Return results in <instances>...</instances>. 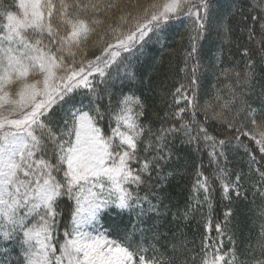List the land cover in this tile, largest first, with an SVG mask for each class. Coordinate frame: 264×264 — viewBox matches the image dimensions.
<instances>
[{"label": "snow or ice", "instance_id": "6c2138e0", "mask_svg": "<svg viewBox=\"0 0 264 264\" xmlns=\"http://www.w3.org/2000/svg\"><path fill=\"white\" fill-rule=\"evenodd\" d=\"M248 11L249 46L225 64L235 41L220 0H0V264H264V222L241 246L228 235L233 209L214 218L217 202L247 199L249 187L264 200V101L249 100L254 55L264 66V0ZM180 25L174 86L152 120L134 62ZM209 74L214 94L202 103ZM177 139L208 158L179 214L203 218L191 248L175 235L149 241L143 227ZM241 150L247 171L229 167ZM113 210L135 213L131 233L104 228Z\"/></svg>", "mask_w": 264, "mask_h": 264}, {"label": "trees", "instance_id": "16d2710c", "mask_svg": "<svg viewBox=\"0 0 264 264\" xmlns=\"http://www.w3.org/2000/svg\"><path fill=\"white\" fill-rule=\"evenodd\" d=\"M258 2V0H253ZM220 9L222 15L228 18V23L234 29L233 39L235 43L223 46V60L227 64L231 59L241 60V56L238 54L237 45L242 49L249 46L247 40L246 30L242 33L241 28L244 27V21L240 16V9L244 10V14L249 17L247 24H251L249 0H220ZM235 13L229 16V13ZM183 34V25L174 27L168 31L166 36L160 41H152L150 45L145 49V54L140 57L138 62H134V71L136 73V81L132 82L137 93L145 99V103L148 105V118L154 120L153 112L163 116L166 110L162 103V94L168 92L174 83L169 79V66L170 63L178 64V60L174 59L172 53L173 50L179 52L180 50V38ZM219 44V41H217ZM252 47H255V43L252 42ZM215 51V48L213 49ZM256 60V82L254 85V93L249 97V100L253 108H259L262 101H264V66H261L258 55H254ZM216 84L215 78L209 74L206 83V91L208 96L203 97L208 99L214 94L213 86ZM127 91V88L125 89ZM248 143V141H245ZM175 156L173 160L164 165L162 176H166L165 180H153L154 187L152 191L156 193L159 198V203L156 199L152 200L153 204L158 203L157 211L150 212L143 222V227L148 229L145 235L148 240H151L153 233L163 234L161 238V244L166 240H170L175 235L177 246L181 241L185 242L189 248L198 246L204 232L203 218L200 212H197L184 219L179 214L185 208L189 198L192 196V183L193 172L197 164L201 163L199 156H202L203 163L207 167L208 158L206 154L197 153L193 150V147L186 144H182L180 139H177L173 148ZM229 159L232 163L229 167L241 168L243 167L247 171L244 161L247 160L246 156H243L242 150L240 153H234L229 155ZM159 185V187H155ZM143 191L141 194H143ZM217 197L219 193L216 194ZM147 207V205H145ZM227 207L233 209V215L230 218L228 228L230 231L228 235L235 233V240L238 245L243 246L248 243V234L259 231V225L264 222L259 218V212L264 207V200L259 196L252 194V189L248 188L247 199L241 198L234 200L232 204H228L227 201L222 203L217 202L215 205L214 218L216 220L223 219V212ZM202 211L206 212V209ZM174 214H176L174 216ZM135 213H128L127 211L118 214V210L110 211L107 216L102 217V224L105 229H108L112 236L120 237L125 233L132 232V225L135 223ZM139 227V225H138ZM133 243L141 241V236L137 233L134 237H131ZM147 242V241H146ZM227 243V241H225ZM255 242V241H253ZM159 247V245H157Z\"/></svg>", "mask_w": 264, "mask_h": 264}]
</instances>
